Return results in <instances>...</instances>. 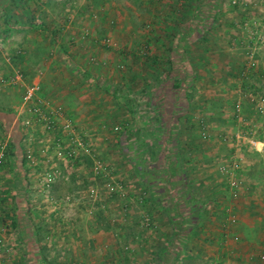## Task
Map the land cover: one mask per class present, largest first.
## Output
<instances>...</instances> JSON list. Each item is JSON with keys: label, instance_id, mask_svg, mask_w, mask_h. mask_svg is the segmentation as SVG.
<instances>
[{"label": "rangeland", "instance_id": "1", "mask_svg": "<svg viewBox=\"0 0 264 264\" xmlns=\"http://www.w3.org/2000/svg\"><path fill=\"white\" fill-rule=\"evenodd\" d=\"M257 141L264 0H0V264H264Z\"/></svg>", "mask_w": 264, "mask_h": 264}, {"label": "trees", "instance_id": "2", "mask_svg": "<svg viewBox=\"0 0 264 264\" xmlns=\"http://www.w3.org/2000/svg\"><path fill=\"white\" fill-rule=\"evenodd\" d=\"M171 63H172V60H171ZM175 81L172 83V88L174 89V92L176 93H179L180 89H181V86H182V83L184 82L183 78H179L177 77L176 79H174ZM183 81V82H182ZM177 98V96L175 97ZM173 104H174V101H173ZM175 105V104H174ZM177 119V118H176ZM155 196V195H154ZM201 216V214H200Z\"/></svg>", "mask_w": 264, "mask_h": 264}, {"label": "built area", "instance_id": "3", "mask_svg": "<svg viewBox=\"0 0 264 264\" xmlns=\"http://www.w3.org/2000/svg\"><path fill=\"white\" fill-rule=\"evenodd\" d=\"M31 95H33V93H31ZM31 95H29V96H31ZM36 110L38 111V113H37V116H38L37 119H38L39 122H45V121L48 120L46 118V114L43 112V110L40 107H36ZM263 257H264V255H263Z\"/></svg>", "mask_w": 264, "mask_h": 264}, {"label": "crops", "instance_id": "4", "mask_svg": "<svg viewBox=\"0 0 264 264\" xmlns=\"http://www.w3.org/2000/svg\"><path fill=\"white\" fill-rule=\"evenodd\" d=\"M256 144H257V149H255V150L252 149V151L257 152V153H261V152H263V151H264V147H263L264 142H262V141H257ZM261 144H262V145H261Z\"/></svg>", "mask_w": 264, "mask_h": 264}]
</instances>
